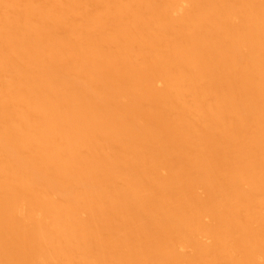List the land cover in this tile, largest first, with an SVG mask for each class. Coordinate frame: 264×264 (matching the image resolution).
Returning a JSON list of instances; mask_svg holds the SVG:
<instances>
[{"label": "bare ground", "instance_id": "bare-ground-1", "mask_svg": "<svg viewBox=\"0 0 264 264\" xmlns=\"http://www.w3.org/2000/svg\"><path fill=\"white\" fill-rule=\"evenodd\" d=\"M0 264H264V0H0Z\"/></svg>", "mask_w": 264, "mask_h": 264}]
</instances>
